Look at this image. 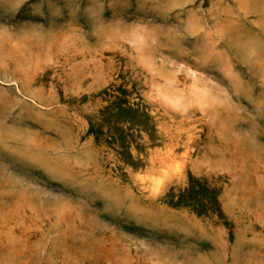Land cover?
Listing matches in <instances>:
<instances>
[{
	"label": "rangeland",
	"instance_id": "rangeland-1",
	"mask_svg": "<svg viewBox=\"0 0 264 264\" xmlns=\"http://www.w3.org/2000/svg\"><path fill=\"white\" fill-rule=\"evenodd\" d=\"M0 264H264V0H0Z\"/></svg>",
	"mask_w": 264,
	"mask_h": 264
},
{
	"label": "trees",
	"instance_id": "trees-1",
	"mask_svg": "<svg viewBox=\"0 0 264 264\" xmlns=\"http://www.w3.org/2000/svg\"><path fill=\"white\" fill-rule=\"evenodd\" d=\"M165 199H167V200H170V201H168V202H171V200H172V198H173V195H171V193H167L166 195H165Z\"/></svg>",
	"mask_w": 264,
	"mask_h": 264
}]
</instances>
